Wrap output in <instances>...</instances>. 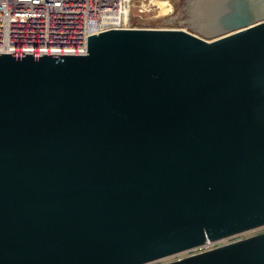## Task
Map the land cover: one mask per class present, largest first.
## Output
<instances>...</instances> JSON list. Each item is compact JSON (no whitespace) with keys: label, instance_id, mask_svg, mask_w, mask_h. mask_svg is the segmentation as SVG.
<instances>
[{"label":"water","instance_id":"water-1","mask_svg":"<svg viewBox=\"0 0 264 264\" xmlns=\"http://www.w3.org/2000/svg\"><path fill=\"white\" fill-rule=\"evenodd\" d=\"M191 7L203 35L0 52V264H144L264 224V0ZM163 264H264V231Z\"/></svg>","mask_w":264,"mask_h":264},{"label":"built area","instance_id":"built-area-1","mask_svg":"<svg viewBox=\"0 0 264 264\" xmlns=\"http://www.w3.org/2000/svg\"><path fill=\"white\" fill-rule=\"evenodd\" d=\"M134 0H0V52L77 53L88 51V35L109 28L140 27ZM96 13L97 25H92ZM264 231V224L164 256L163 264Z\"/></svg>","mask_w":264,"mask_h":264},{"label":"rangeland","instance_id":"rangeland-1","mask_svg":"<svg viewBox=\"0 0 264 264\" xmlns=\"http://www.w3.org/2000/svg\"><path fill=\"white\" fill-rule=\"evenodd\" d=\"M158 1L134 0L132 11L136 25L140 27L181 28L203 35L198 29L199 23L192 11V0H169V10L165 9V11Z\"/></svg>","mask_w":264,"mask_h":264},{"label":"bare ground","instance_id":"bare-ground-1","mask_svg":"<svg viewBox=\"0 0 264 264\" xmlns=\"http://www.w3.org/2000/svg\"><path fill=\"white\" fill-rule=\"evenodd\" d=\"M144 3V2H143ZM152 3H153V1H152ZM156 3V2H155ZM158 3H160V5L162 6V8L164 9V11H165V9H168V4H169V0H159L158 1ZM143 5V4H142ZM145 5V4H144ZM150 7V6H149ZM146 8V7H145ZM170 8V7H169ZM171 9V8H170ZM169 10V9H168ZM167 10V11H168ZM97 18H98V16H97V14L96 13H94L93 14V20H92V25L94 26V27H96V25H97Z\"/></svg>","mask_w":264,"mask_h":264}]
</instances>
